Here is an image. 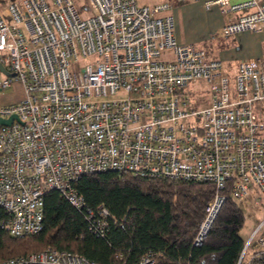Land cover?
<instances>
[{
  "label": "built area",
  "instance_id": "1",
  "mask_svg": "<svg viewBox=\"0 0 264 264\" xmlns=\"http://www.w3.org/2000/svg\"><path fill=\"white\" fill-rule=\"evenodd\" d=\"M77 1L0 4V63L14 73L0 87L20 80L25 92L0 106V117L13 115L0 123V229L13 236L42 230L45 195L56 190L92 234L105 237L109 209L89 207L75 187L82 173L103 170L213 182L195 244L212 226L228 182L237 202L264 211V56L239 59L228 72L206 49L175 38L170 1L82 0V13ZM203 6L238 12L217 35L264 29V0ZM197 80L207 95L194 100L188 86ZM153 255L136 264H153ZM0 264L95 262L47 247ZM236 264H264V214Z\"/></svg>",
  "mask_w": 264,
  "mask_h": 264
},
{
  "label": "trees",
  "instance_id": "2",
  "mask_svg": "<svg viewBox=\"0 0 264 264\" xmlns=\"http://www.w3.org/2000/svg\"><path fill=\"white\" fill-rule=\"evenodd\" d=\"M75 187L86 204L110 211L105 237L87 229L82 212L56 190L45 195L42 230L23 236L0 229V262L47 247L79 252L95 264H136L147 251L153 264H236L244 244L245 214L231 195L225 200L200 244L194 243L208 200L211 181L140 176L128 171L82 173Z\"/></svg>",
  "mask_w": 264,
  "mask_h": 264
},
{
  "label": "rangeland",
  "instance_id": "3",
  "mask_svg": "<svg viewBox=\"0 0 264 264\" xmlns=\"http://www.w3.org/2000/svg\"><path fill=\"white\" fill-rule=\"evenodd\" d=\"M8 1L10 0H0V3L5 4ZM77 5L79 11L82 13L84 2L79 0L77 1ZM207 10L209 9L200 8L196 5L193 18H190L188 22H184L182 19L181 22H178V25L180 29H184L185 33L193 39V42L198 47L208 49L210 58L222 59V63L227 66V59L224 58V55L232 56V59L237 63L239 59L250 56L252 51L256 50L259 44L263 46L264 49V32L248 30L235 35H217V29L223 24L221 23L219 25L220 20L225 21L227 16L222 14L219 9L213 11ZM262 55H264V52ZM5 76V74L0 72V79ZM17 83L20 85L18 86V84L16 85V82H13L12 85L6 88L0 87V106L8 105V103L11 104V102L13 103V100L22 94V84L19 81H17ZM188 90L194 100L199 94L202 96L207 95V85L203 80L191 82L188 86ZM118 94L120 95L121 93ZM21 97L23 98L24 96ZM204 104H206V100L202 99L201 105ZM239 204L245 214V223L240 233L244 239H246L250 232L255 228L258 221L263 217L264 211L263 208L253 209L250 206L249 200L240 201Z\"/></svg>",
  "mask_w": 264,
  "mask_h": 264
},
{
  "label": "crops",
  "instance_id": "4",
  "mask_svg": "<svg viewBox=\"0 0 264 264\" xmlns=\"http://www.w3.org/2000/svg\"><path fill=\"white\" fill-rule=\"evenodd\" d=\"M166 1H170L172 3V6L167 10V12L170 13L173 17V21H174L173 30H174L175 38L181 42H193V39L185 33L184 29L179 28L178 22H181L182 19L184 20V22H188V20L190 18L192 19L194 16V10H195L196 5H198L200 8H204L203 2L205 0H186V1H179V0H136L138 5H152V4L166 2ZM0 4H3V3H0ZM213 10H218V7L213 6L212 8H210L207 11H213ZM237 15H238V12H231V13L225 14V16H227V19L225 21L223 20L224 22L222 20H220L219 25L221 23L225 24L226 22L234 19ZM248 30L251 31L250 29H248ZM248 30H244V31H248ZM252 31H255V30H252ZM256 32H264V29L256 31ZM200 48H204V47H200ZM204 49H206V51H207V57L210 58L208 49L207 48H204ZM263 52H264L263 46H261L259 44L257 49L252 51V54H250V56H259V55L264 56V55H262ZM250 56H248V57H250ZM224 58L227 59L226 60L227 66H225L224 63H222L223 66L226 68V70L228 72L233 73L236 70L237 63H235V61L232 59V56L224 55ZM218 60L223 62L222 59H218ZM17 81L21 82L20 80H17ZM17 81L13 80L10 85H12L13 82H16V85L18 84V86H19L20 84L17 83ZM21 84H22V82H21ZM22 87H23V84H22ZM23 94H25L24 87H23L22 94H20L18 97H16L13 100V103L18 101L19 99H21L22 98L21 96H24ZM8 104H10V103H8Z\"/></svg>",
  "mask_w": 264,
  "mask_h": 264
},
{
  "label": "water",
  "instance_id": "5",
  "mask_svg": "<svg viewBox=\"0 0 264 264\" xmlns=\"http://www.w3.org/2000/svg\"><path fill=\"white\" fill-rule=\"evenodd\" d=\"M0 72H2V73L5 74V75H9V76H13V75H14L13 72H9V71L5 68V66L2 65L1 63H0ZM12 118H13V115L10 116L9 118H2V117H0V123L9 124V123L11 122Z\"/></svg>",
  "mask_w": 264,
  "mask_h": 264
}]
</instances>
